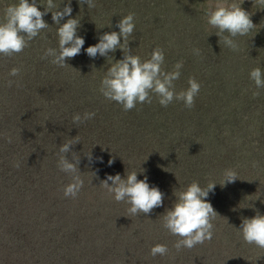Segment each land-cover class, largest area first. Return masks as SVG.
Wrapping results in <instances>:
<instances>
[{
	"label": "trees",
	"instance_id": "16d2710c",
	"mask_svg": "<svg viewBox=\"0 0 264 264\" xmlns=\"http://www.w3.org/2000/svg\"><path fill=\"white\" fill-rule=\"evenodd\" d=\"M53 2L59 7L58 11L68 5V0ZM16 3L18 0H0V20L3 19L5 7ZM29 3H32V0H29ZM94 3V8H88L87 4L71 0V16H65L60 21L61 24L70 18L80 21L77 35L85 40V44L80 54L65 60L68 66L61 69L67 70V75L62 72L59 76L78 79L88 70H93L94 64V71L99 69L100 74L91 72L89 82L84 83L90 84L89 87L92 86L94 93H98L105 102L104 111H92L95 116L84 122L90 133L85 134L84 141L88 140L89 136L94 138L93 141L88 140L91 142L89 150H74L70 146L67 158L71 161L73 156L78 157L79 170H96V173L101 174L98 177L103 178L102 175L108 176V172L115 171L113 165L118 159L112 158V154L101 153L103 143L109 142V138L104 134L116 132L124 139L134 136L136 155L151 153L157 158L169 156L176 159L182 157L184 160L196 156L201 162L192 164V172L205 168L204 171L208 175L206 183H217L209 193L214 202L221 200L220 202L228 203L232 200L231 197L253 196L256 207L261 210V215H264V88H256L249 78V73L254 68L259 67L264 73V5L258 0H94ZM220 3L240 6L250 14V19L255 25L246 36L234 38L238 44L237 51L224 46L223 36L228 33L220 34L219 37L218 29L207 23L206 13L210 9L214 10ZM46 4L47 0H37V6L42 12L45 11ZM129 13L134 14L135 23L134 32L128 38L129 54L139 56L143 61L149 59L153 49L159 47L164 51L162 67L166 72L174 70L177 62H182L181 76L174 82L175 90L179 92L187 89L190 77L195 78L201 86L191 109L177 101L163 107L153 95L150 104H137L134 109L124 111L118 103L106 100L99 92L101 80L108 68L115 61L123 59L124 53L118 48L114 53H108V57L98 54L95 58H90L85 49L97 44L103 34L119 32L117 23ZM43 19L49 27L30 41L29 46L32 43L35 45V51H41L51 43L50 48L58 50V26L52 20V13L48 12ZM29 46L14 55L15 64L0 61V124H3L4 129V138H0V192L2 189L12 190V193L7 194L6 199L0 202V213L2 212L7 222L15 215L14 209L19 201V225L26 226L28 221L25 217H32V214L25 210L32 207L31 202H26V195L39 197L38 200L45 195L46 201L53 202L56 207L62 205L73 210L85 205L79 220L86 219L84 222L90 223L91 231L83 234L78 242L94 239L97 250L108 249L118 256L139 257L142 263L163 257L151 256L150 249L156 244L168 247L169 252L165 256H172L177 261L188 264H219L214 254L218 252L225 255L230 252L229 248L239 254L248 251L253 254L264 253V249L243 241L239 231L243 221H236L234 224L230 222L227 225L228 221H222L219 210L212 221L213 239L178 252L174 248L177 237L162 227V217L158 214L162 216L163 211L156 210L159 211L157 217L151 214L129 217V205L120 207L124 202H116L114 198L106 196L105 190L98 188L107 177L98 181L96 187L92 186L89 180L83 181L78 195L75 198H66L63 189L71 182V177L57 167L60 143L58 145L55 137L51 135V129L55 126L50 122L57 117L59 107L63 106V90H67L69 82L61 90L60 102L51 106L49 94L43 87L45 82L50 83V73L46 71L43 74L31 61L28 55H31ZM194 49L199 50V55L194 53ZM1 57L4 56L0 55ZM214 57L221 58L222 64L211 70L208 61ZM12 68H19L20 74L10 77ZM9 80L14 81L11 87ZM257 92L259 94L254 95ZM73 105L76 108L79 104L74 101ZM50 106L49 110H43ZM71 107L72 103L67 111ZM85 108L90 112L86 106ZM105 111L111 113L112 118L106 117ZM39 118L47 120V124L42 125L43 120H37ZM29 122L32 124L30 126L33 137L39 133L45 137L42 138L41 145H38L37 141H32L29 145L25 142L27 137L22 133L29 125L21 127ZM19 141L25 145L22 146ZM51 142H55L57 146ZM90 153L91 161L87 156ZM256 155L258 159H255ZM123 157L129 174L133 168L138 167L137 163L131 162L135 158L130 152H125ZM109 160L112 161L111 165ZM7 162L10 166H16L12 169L6 168L2 173L1 168ZM174 163L177 161H172V164ZM120 167L121 165L116 166ZM227 169L235 171L237 179L233 184L226 183L222 186L223 173ZM124 171L126 169H121L123 174ZM136 172L137 179L143 180L144 172L140 169ZM179 173L180 171L176 172V177ZM78 174L82 180L86 179L84 174ZM190 181L198 182L197 175L189 176ZM155 187H158L157 184ZM158 188L160 191L164 190L162 186ZM252 189L259 192L252 193ZM39 211L38 205L36 213ZM243 216L251 219L256 215ZM221 228L233 233L225 236V233H221ZM103 241L108 242L109 246L101 243ZM130 242L132 244H129ZM134 261L139 263L138 260Z\"/></svg>",
	"mask_w": 264,
	"mask_h": 264
},
{
	"label": "clouds",
	"instance_id": "9594fccd",
	"mask_svg": "<svg viewBox=\"0 0 264 264\" xmlns=\"http://www.w3.org/2000/svg\"><path fill=\"white\" fill-rule=\"evenodd\" d=\"M80 4H87L88 8H94V0H78ZM264 5V0H258ZM71 0H68L62 10L53 0H47L45 11L42 12L37 6V0H18V3L5 7L3 19L0 20V55L12 57L23 52L29 46V42L36 38L42 30L49 27L43 17L52 13V20L58 26L56 35L58 36V50L48 48L45 50L42 59L51 57V63L59 66H68L66 59H71L81 53L85 40L77 35L80 21L70 18L65 23L60 21L65 16H71ZM56 9L55 11H50ZM207 23L218 29L217 35L228 33L223 36L225 47L233 51L238 50V44L234 38L246 36L254 27L250 14L236 4H217L207 13ZM119 32L113 31L105 33L99 37V42L85 49L90 58H95L98 54L108 57V53L115 52L118 48L124 53L121 60L115 61L108 68L100 83L99 92L108 101L118 103L124 111L134 109L137 104L151 103L154 95L161 106L167 107L173 101L182 102L184 106L191 109L194 106V99L200 91V84L195 78L188 79L189 87L177 92L174 82L181 76L182 62L174 65V70L164 71V51L157 47L153 49L150 58L141 60L139 56L129 54V36L135 29L134 14L129 13L116 25ZM123 38V43H121ZM199 55V50H193ZM19 68H12L10 77L20 74ZM256 88H264V73L259 67L254 68L249 73ZM14 81L9 80L11 87ZM259 93H254L258 95ZM95 116L94 112H85L83 117L77 113L73 116V123L80 124ZM79 143L69 141L59 146L57 167L61 172L71 177V182L63 189L66 198H75L83 187V180L78 174L79 158L72 157L70 161L66 154L70 152V146ZM199 143V142H198ZM198 155V154H197ZM89 161L92 160L91 153L87 155ZM109 165L112 161L109 160ZM176 177V176H175ZM177 179V178H176ZM237 179V174L231 169L223 173L222 186L232 183ZM108 181H111L109 185ZM217 183H209L206 187H201L198 182L193 181L184 190L174 193L176 201L171 209L166 210L162 215V227L169 234L177 237L174 248L179 252L181 249H192L193 247L211 241L214 235V224L212 221L218 215L211 203L206 198L214 189ZM108 193L114 197L116 202H124L129 205L128 216L147 215L157 207L163 205L164 194L158 187H150L147 177L143 180L137 179V172L127 174L122 179L119 174L107 176L101 182ZM221 185V184H220ZM242 239L249 245H255L264 249V215H257L251 219H244L239 229ZM169 249L164 244H156L150 249L152 257L157 255L165 256Z\"/></svg>",
	"mask_w": 264,
	"mask_h": 264
},
{
	"label": "rangeland",
	"instance_id": "374dc122",
	"mask_svg": "<svg viewBox=\"0 0 264 264\" xmlns=\"http://www.w3.org/2000/svg\"><path fill=\"white\" fill-rule=\"evenodd\" d=\"M51 43L46 46L43 50L35 51V48L32 43L29 46L31 50V55L29 58L32 62L41 70L44 74L46 71L50 73L51 81L50 83L45 82L43 87L47 90L49 94V101L52 102L51 106L60 102L61 90L68 84L67 90H63L62 101L59 107V113L55 119H52L50 124H53L55 127L51 129V135L55 137V142L60 143V145L72 141L75 143L79 141V143L75 145H71L74 150L78 148L79 151H86L90 148L89 141H93L94 138L92 136L87 137L89 140L84 141L85 134L89 133L87 129V125L83 122L80 124L73 123V116L79 113L82 117L86 111L85 106L88 108L90 112L96 111L99 112L101 110L104 111L103 106L105 102L101 98L98 93H94L93 87H89L90 84H85V82H89V74L91 72H96L100 74L101 70L94 71L88 70V72L82 75L80 78L77 77L70 78L69 76H59L67 75V70L61 69V67L51 63V57L47 59H42L41 57L44 55L46 49L51 47ZM27 59V58H26ZM1 62H5L8 64H15V57H1ZM211 66V70H215L217 66L219 67L222 64L221 58H210L208 61ZM92 69V68H91ZM81 81V82H79ZM74 101H76L79 105L75 108ZM72 106L69 111H67L70 106ZM48 109L43 110H49ZM15 107V106H14ZM73 109V110H72ZM56 110L53 109V111ZM72 110V111H71ZM106 117L112 118L111 113L106 112ZM43 120L42 125L47 124V120L43 118H39L37 120ZM29 125V126H27ZM31 122L26 123L21 128L27 126L23 129L22 135L25 133L27 139L25 142L29 145L32 141H37L38 145H41L43 134L39 133L36 137H33V131H31ZM39 125V123H38ZM36 125V126H38ZM45 133V132H44ZM104 136L108 137V143H103V148L101 149V153L103 155L112 154V158H118L115 161V171L108 172V176H115L119 174L122 179H125L127 176V168L126 163L123 161L125 156V152H130L135 159H132L133 163H137V168H133L132 172H136L137 169H140L144 172L142 175V179L147 177V182L150 187L155 186L157 184L158 187L162 186L164 189L161 191L164 194L163 205L161 207H157L153 209V211L149 214L157 217L159 211H163L165 214L166 210L171 209L176 201V196L174 193H178L179 191L184 190L191 181L189 182V176L192 174L197 175L198 183L201 187H206L208 184L206 183L207 174L204 169L196 170L192 172V164L196 162H201L199 158L196 156L190 158L188 160H184L181 158L176 159L175 157L165 158L164 156L155 157L151 153H143L141 155H136L137 149L135 147V137L128 136L126 139L124 137L119 136L116 132L114 133H105ZM0 138H4V129L3 124H0ZM45 138V137H44ZM57 140V141H56ZM102 141V140H101ZM20 142V141H19ZM55 142H51L56 145ZM22 146L25 144L20 142ZM57 146V145H56ZM148 155V156H147ZM255 159H258V155L255 156ZM165 160V162L163 161ZM172 161H177V163L172 164ZM120 168H116V166H120ZM164 165V166H163ZM16 165L10 166L9 162H7L2 169V173L6 168L12 169L15 168ZM108 167V166H107ZM165 168L167 170H165ZM121 169H126L124 174L121 172ZM109 170V168H108ZM182 170V172H181ZM80 173L85 175V180H89V183L92 186H97V182L105 179L107 175H102L103 178H99L100 173H96L95 171H87L85 169H80ZM180 171L179 175L176 176V172ZM11 174V172H9ZM174 176V177H172ZM174 178V179H173ZM177 178V179H176ZM173 179V180H172ZM154 184L152 185L151 184ZM109 185H111V181H108ZM232 182L231 184H233ZM99 189L105 190L106 196L114 198L110 195L106 188L103 185L98 187ZM259 192L258 190L252 189V193ZM12 193V190L2 189L0 192V202L6 199V195ZM27 201L31 202L32 207L29 209H25L27 212L32 214V217H25L28 221L26 226H20L19 221L21 218L19 214L21 212V206L19 205V201L16 205V209H14V216L9 218L8 222L6 218L3 217L2 212L0 213V264H188L187 262L177 261L172 256H163L155 259L145 260L143 263L141 262V258L139 257H126V256H118L114 252L105 249L102 251L97 250L98 246L95 245L94 239H84L85 242H78L83 234H87L91 231L90 223H85L84 220H79V216L81 215V210L85 207L82 205L78 209L70 210V207H65L62 205L55 206L53 202L46 201L45 195L40 197H35L31 195H26ZM101 196H103L101 194ZM231 197V196H230ZM250 198H244V196L239 195L234 198L231 197L232 200L227 202H214V198L211 199L210 195L206 198L207 202L211 203L214 210H219V215L223 218L224 221H228L226 224L228 225L236 223V221H243L246 219L243 214L246 216H255L257 213L261 215V210L256 207V203L254 201L253 196H249ZM257 199V198H256ZM15 203V201H14ZM40 206L39 213H36L37 206ZM54 205L53 207H50ZM218 205V206H217ZM128 204L124 203L120 205V207L125 208ZM24 210V215H25ZM89 210V208L87 209ZM158 216L162 217L160 213ZM226 219V220H224ZM22 229V231H20ZM233 233L232 231L226 230L225 228H221V233H225V236H229V233ZM24 234H27L23 237ZM103 244L109 243L106 241L101 242ZM129 244H132L130 242ZM105 247V246H104ZM103 247V249H104ZM228 249V248H227ZM228 251V250H227ZM228 253L225 255L219 254L217 252L216 261L219 264H264V253H254L253 252H244L239 254L234 253V249L229 248ZM162 258V260H160Z\"/></svg>",
	"mask_w": 264,
	"mask_h": 264
}]
</instances>
